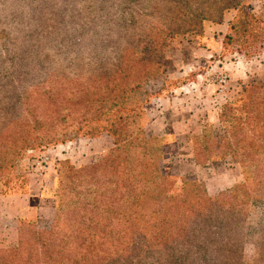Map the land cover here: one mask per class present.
Listing matches in <instances>:
<instances>
[{"label": "rangeland", "instance_id": "1", "mask_svg": "<svg viewBox=\"0 0 264 264\" xmlns=\"http://www.w3.org/2000/svg\"><path fill=\"white\" fill-rule=\"evenodd\" d=\"M42 1L48 4V1L67 0H0V85L14 87L8 92H0V121L6 122L20 111L19 106L11 108L12 101L7 104L5 99H15L31 83L49 76L50 71L45 66L50 61L45 56L55 52L62 36L66 35V31L60 32L63 34L56 40L58 34L57 30H51V25L55 24L49 20L52 17L50 13L45 17L43 13V20L34 19L33 7H38ZM99 2L96 1V4ZM117 10L116 6L111 9L110 16L115 17L112 29L98 23L103 19L97 11L93 16L92 12L81 13L75 26H81L88 17L92 18L94 28L90 49L93 52L106 51L109 54L123 41L126 50H129L128 67L134 66V70L130 67L129 73L135 76L120 79L115 62L102 63L103 67H85L81 64L70 68L56 66L54 72L57 73H53L48 83L39 87V90L62 89L64 82L69 81L65 78L78 77L86 71L91 72L93 81L81 75V87L90 80L91 85L99 90L103 87L102 81L109 85L117 79L121 86L110 94V101H115L118 89L126 91L122 100V106L126 107L122 113L127 117V109L136 106L130 114L133 121L130 122L131 130L140 133L142 144L156 152L155 156H151V161L159 165L164 175L170 179L203 182L212 192L225 187L232 188L244 181L251 191H257L260 188L258 175L252 174L246 180L239 161L230 155L212 162L209 160L214 158L218 145L232 140L230 134L234 131H238L236 134L239 139L247 138L248 143L256 142L264 146V0L142 1L129 9V16L124 17L119 16ZM128 18L133 19L130 20L132 23L121 37L116 34L112 36L111 33L101 35L103 30L109 33L123 28V20ZM228 18H231L228 30L215 29ZM151 24L161 29V56L154 50L143 48L151 47L148 43L152 39H149L147 29ZM157 35L155 31L153 38L159 39ZM206 50L212 54L208 56ZM159 56L161 68L155 72V78L144 85L148 77L139 69L146 62L152 65ZM142 58L145 62H142ZM108 59H114L113 55H109ZM51 60L55 61L53 57ZM223 78L227 83L222 92ZM136 83L139 86L136 87ZM208 85H211V90ZM250 86L255 87L251 95L246 92ZM151 87L156 92L151 91ZM146 89L150 90L149 93L145 92ZM32 93L31 101L34 103V99L40 96L36 97V90ZM152 93L156 96H152ZM44 95L47 93L41 96L44 98ZM208 97L213 98L210 100ZM243 98L245 101H241ZM215 105L219 108L215 119L210 120L206 111ZM31 108L36 110L35 106ZM112 108L111 112H116L120 105ZM41 109L37 108V111ZM68 113V110H61V115ZM114 147L115 139L107 129L99 135H79L61 143H34L18 161L16 179L10 180V195H0V256L17 249L21 242H25L31 253H39L42 240L39 243L36 238H39L40 232L54 231L51 228L57 223L59 228L54 232H57L56 236L65 248L62 258L73 262L86 257L71 244V229H76L72 223L74 220L80 223L83 221L82 215H85L77 209V201H86L84 197L89 199L92 196L89 192L100 187L96 181L103 183L104 176L98 172L99 178L92 180L77 176V172L108 158ZM139 160L145 162L142 156ZM261 161L263 164L264 158ZM261 161L258 160L259 164ZM209 162V165H204ZM194 163L198 167L210 169L197 170L192 165ZM34 180L41 185V196L33 199L30 213L24 209V213L19 214L22 206L26 207L24 197L5 199L27 195ZM145 198L142 208L149 219V211L156 202L150 196ZM136 201L130 198L128 202L132 204ZM122 206V209L126 208L124 204ZM260 213L258 205L250 207L251 221H256ZM89 215L93 216L92 213ZM138 231L142 233L137 237L136 225L127 226L122 221L119 229H112V234H106L107 241L104 244L97 239V247L91 249L86 258L93 264H181L184 261V256L179 261L177 257L178 249L184 250L183 247L160 237V243L156 244L154 240L160 235L159 231L143 226V223ZM116 233L121 236L118 237ZM43 236L48 240L52 237ZM149 244L154 246L152 251L147 248ZM47 264L56 263L48 261Z\"/></svg>", "mask_w": 264, "mask_h": 264}, {"label": "trees", "instance_id": "2", "mask_svg": "<svg viewBox=\"0 0 264 264\" xmlns=\"http://www.w3.org/2000/svg\"><path fill=\"white\" fill-rule=\"evenodd\" d=\"M96 1H100L97 3L100 4L99 6ZM142 1L157 0H67L51 1V3L48 1V4L42 1L38 7H33L34 19L43 20L48 13L52 15L49 20L55 24L51 25V30L52 28L54 31L57 30L58 38L56 40L60 38V34H63L60 32L66 31V35L62 36V41L57 45L58 49L45 56L46 60L50 61L45 66L50 71L49 76L41 81L31 83L15 99H5L7 104L12 101L11 108L15 109L19 106L20 111L6 122L0 121V195H10L8 192L12 182L10 180L16 179L18 161L30 147L34 146V143H61L77 138L79 135H99L107 129L115 139V147L110 156L84 168L81 172H77V176H84L86 179L92 180L99 178L98 172L104 176L103 183L100 180L96 181L100 187H96L98 190L89 192V195H92L89 199L84 197L86 201H77V209L82 210L85 215H82L83 221L80 223L78 220L73 221L72 224L76 229H71L73 233L70 236L73 238L71 244H74L73 246L79 250L82 256L86 255L87 257L90 250L97 247V239L98 241L102 240L104 244L107 241L106 234H112V229H119L124 221L127 226L136 225L137 233L135 234L137 237L140 236L139 233H142L138 229L143 223V226H149L151 229L159 231L160 235L155 234V236L159 235L158 238L155 237L156 244L160 243V237V239L170 240L180 248L183 247L184 250L178 249L179 255H177L178 261L184 256V261L181 260V264H235L230 261L231 257L233 258V255L235 258L237 257L238 244L242 242V239L247 238L256 240L260 244V250L263 251L261 253L262 263L257 264H264V163L262 164L261 161L264 158V146L258 145L256 142L248 143L247 138L239 139L236 134L238 131L230 134L232 140H226L224 145H218L217 153L209 161L223 159L225 155H230L239 161L246 180L251 178L252 174L253 176L258 175L257 180L260 188L253 192L244 181L223 192L220 196L211 197L203 182L170 179L160 171L159 165L151 161V156H155L156 152L150 151V147L142 144L140 133L131 130L130 122L133 121L130 119V114L135 111L136 106L127 109V117L122 113L126 107V105L122 106L126 91L118 89L115 101H110V94L118 86H121L117 79L109 85L102 81L103 87L99 90L91 85L90 80H87L85 86L81 87L80 81L83 79L81 75L91 79V72L86 71L78 77L65 78L71 83L64 82L62 89L57 91L53 89L39 90V87L48 83L49 77L53 76V73H57L54 72L56 66L70 68L81 64L85 67H103L104 64L115 62L120 79L126 80L135 76L129 73L130 67L134 70V66L132 64L128 67L130 65L129 50H126L123 41L119 43L118 48L111 50L112 53L93 52L90 49L92 29L94 28L92 18L88 17L81 26H75V24L79 22L81 13L92 12L93 16L97 11L103 19L98 23L105 27L108 25L112 29L111 24L115 17L110 15L114 6L118 7L116 13L124 17L129 16L127 12L129 9L136 7ZM43 13H45L44 17ZM130 20L133 19L123 20V28L109 33L103 30L101 35L106 36L111 33L112 36L116 34L121 37L130 28V23H132ZM147 29L150 35L149 39H152L148 43L151 47L143 46V48L148 51L154 50L161 56V47H159L161 29L156 24H151ZM151 31L153 32L151 33ZM155 31H157L159 39L153 38ZM166 35L173 38L170 34ZM109 55H113L114 59H108ZM160 56L158 60L152 62V65L151 62H146L139 69L142 71L141 73L145 72L148 77L144 81V85L151 78H155L157 75L155 72L161 68ZM52 57L55 61L51 60ZM142 62H145V59L142 58ZM254 88L250 86L246 92L251 95ZM12 89H14L12 85H0V92L5 93ZM149 89L154 91L152 87ZM149 89H146L145 92L149 93ZM33 90H36V97L40 96L34 99V103L31 101ZM44 93L47 95H44L43 98L41 95ZM152 96H156V94L152 93ZM241 101H245V99L243 98ZM136 103L138 104V100ZM114 105H120V108L116 112H111ZM32 106H35L36 110L31 108ZM42 107L45 108L41 109ZM37 108H40L41 111H37ZM61 110H68L70 113L61 115ZM100 123L101 125L97 126ZM140 156L145 159V162L139 160ZM258 160L261 161L260 164ZM209 164L210 162L204 165ZM6 179L7 181H5ZM148 196L156 202L153 209L149 211V219L146 210H143L145 197ZM130 198L137 201L130 204L128 202ZM123 204L126 208L122 209ZM251 205H258L261 215L255 225L249 226V233H246L243 230V223L246 222L245 215L249 213ZM89 213H92L93 216ZM101 224L104 225L101 226ZM58 228L59 225L56 223L51 229L56 231ZM54 231L39 233V238H36V242L42 240V243L39 242V253L37 251L31 253L26 248L25 242H21L22 245L20 244L17 249L11 250L7 255L0 256V264H47L48 261L56 264L66 262L69 264H93L86 257L73 262L64 260L62 257L65 248L60 244L61 240L56 236L57 232ZM43 235L52 237L48 240ZM116 235L121 236L118 233ZM147 248L152 251L154 246L149 244ZM35 250L36 248H34ZM222 250H226L228 253Z\"/></svg>", "mask_w": 264, "mask_h": 264}, {"label": "crops", "instance_id": "3", "mask_svg": "<svg viewBox=\"0 0 264 264\" xmlns=\"http://www.w3.org/2000/svg\"><path fill=\"white\" fill-rule=\"evenodd\" d=\"M230 21H231V18L225 19L224 22H222L221 24H218V26H216L215 29L219 30V31L228 30V26H229ZM219 35H220V37L222 36L220 32H219ZM215 36H216V34H214V39L216 40V42H218L219 40H217ZM206 51L208 52V56L210 54H212V52H210L208 50H206ZM208 86H209V89L211 90V85H208ZM208 98L211 100L213 97H208ZM217 107H218L217 105L210 106L211 109L209 111H206V112H208V117L210 118V120L215 119L216 114H217V110L219 108V107L218 108ZM193 118L194 117L192 116V118H191L192 121L194 120ZM192 165H194V167L198 168L197 170L206 169L208 171V169H210L209 167L208 168L198 167L196 163H194ZM236 182H238V181H236ZM39 186H41V185H39L38 181L34 180L31 183V191L27 195L7 197L5 200H17V199L24 197V201L26 200V207L22 206V209L18 213L23 214L24 209L28 210V212L30 213V211L33 207V205H32L33 199H36L37 197L41 196L42 189L39 188ZM205 187H206L208 194L211 197L220 196L223 192H226L231 188V187H225L219 191L212 192L207 184H205ZM252 206H256V205H251L250 207H252ZM260 215H261V213H260ZM245 221L246 222L243 223L244 224L243 230L246 231V233H249V228H250L249 226L255 225V223L257 222V220L251 221L250 208H249V213L247 215H245ZM241 241L242 242L240 244H238L239 252L236 254L237 257L235 258V256L233 255V258L231 257L230 261L234 262L235 264L262 263L261 253L263 251L260 250V244L258 242H256V240H253V239L250 240V238L242 239ZM222 251L225 253H228L226 250L225 251L222 250ZM230 254H232V253H230Z\"/></svg>", "mask_w": 264, "mask_h": 264}, {"label": "built area", "instance_id": "4", "mask_svg": "<svg viewBox=\"0 0 264 264\" xmlns=\"http://www.w3.org/2000/svg\"><path fill=\"white\" fill-rule=\"evenodd\" d=\"M226 83H227V80L226 79H221V91L223 92L224 91V89H225V87H226ZM45 160H47V159H45ZM45 160H43V162H45ZM40 165L42 166L43 164L42 163H40ZM45 168V167H44Z\"/></svg>", "mask_w": 264, "mask_h": 264}]
</instances>
